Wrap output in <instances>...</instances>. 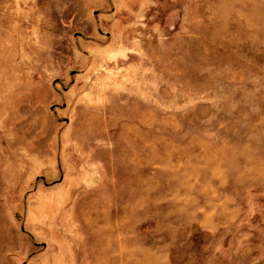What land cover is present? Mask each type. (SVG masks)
<instances>
[{
    "label": "rangeland",
    "instance_id": "1",
    "mask_svg": "<svg viewBox=\"0 0 264 264\" xmlns=\"http://www.w3.org/2000/svg\"><path fill=\"white\" fill-rule=\"evenodd\" d=\"M0 264H264V0H0Z\"/></svg>",
    "mask_w": 264,
    "mask_h": 264
}]
</instances>
